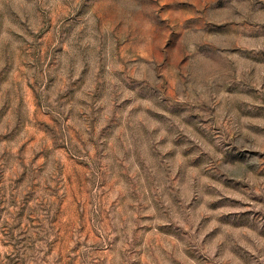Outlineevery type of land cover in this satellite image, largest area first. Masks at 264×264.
Here are the masks:
<instances>
[{
  "label": "rangeland",
  "instance_id": "374dc122",
  "mask_svg": "<svg viewBox=\"0 0 264 264\" xmlns=\"http://www.w3.org/2000/svg\"><path fill=\"white\" fill-rule=\"evenodd\" d=\"M0 264H264V0H0Z\"/></svg>",
  "mask_w": 264,
  "mask_h": 264
}]
</instances>
